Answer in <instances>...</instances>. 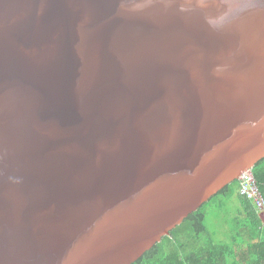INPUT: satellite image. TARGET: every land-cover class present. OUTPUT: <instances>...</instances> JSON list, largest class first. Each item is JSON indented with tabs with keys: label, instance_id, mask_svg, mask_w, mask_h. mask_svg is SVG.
<instances>
[{
	"label": "water",
	"instance_id": "1",
	"mask_svg": "<svg viewBox=\"0 0 264 264\" xmlns=\"http://www.w3.org/2000/svg\"><path fill=\"white\" fill-rule=\"evenodd\" d=\"M264 159V0H0V264H133Z\"/></svg>",
	"mask_w": 264,
	"mask_h": 264
},
{
	"label": "trees",
	"instance_id": "2",
	"mask_svg": "<svg viewBox=\"0 0 264 264\" xmlns=\"http://www.w3.org/2000/svg\"><path fill=\"white\" fill-rule=\"evenodd\" d=\"M252 174L264 197V159ZM237 190L238 181L225 186L133 264H264V226L253 205ZM234 197L238 217L244 218L235 217L228 224L229 241L218 243L208 229V217L217 201L226 203Z\"/></svg>",
	"mask_w": 264,
	"mask_h": 264
},
{
	"label": "built area",
	"instance_id": "3",
	"mask_svg": "<svg viewBox=\"0 0 264 264\" xmlns=\"http://www.w3.org/2000/svg\"><path fill=\"white\" fill-rule=\"evenodd\" d=\"M237 194L248 200L253 205L264 226V197L252 174V171L245 172L238 180Z\"/></svg>",
	"mask_w": 264,
	"mask_h": 264
},
{
	"label": "rangeland",
	"instance_id": "4",
	"mask_svg": "<svg viewBox=\"0 0 264 264\" xmlns=\"http://www.w3.org/2000/svg\"><path fill=\"white\" fill-rule=\"evenodd\" d=\"M229 210H226V205L224 201H217L214 208L211 210V215L208 217L207 226L208 229L214 234L215 240L218 243L227 242V234L225 224L222 222V217Z\"/></svg>",
	"mask_w": 264,
	"mask_h": 264
},
{
	"label": "crops",
	"instance_id": "5",
	"mask_svg": "<svg viewBox=\"0 0 264 264\" xmlns=\"http://www.w3.org/2000/svg\"><path fill=\"white\" fill-rule=\"evenodd\" d=\"M225 205H226V210L228 209L229 211L226 214H224V216L222 217L223 219H221V220H223L222 222L225 224V226H227L226 227V234H227V239H228L227 242H228L229 241V234L231 233V228L229 227L228 224L230 222H235L236 221L235 217L236 218L241 217V219H243L244 216L240 215V217H238L237 211H238L239 204H238L236 197H234L230 201L226 202Z\"/></svg>",
	"mask_w": 264,
	"mask_h": 264
}]
</instances>
